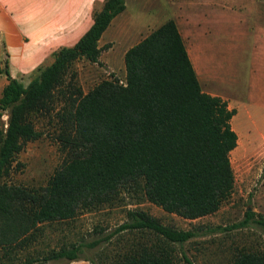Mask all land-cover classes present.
Wrapping results in <instances>:
<instances>
[{
    "label": "trees",
    "instance_id": "16d2710c",
    "mask_svg": "<svg viewBox=\"0 0 264 264\" xmlns=\"http://www.w3.org/2000/svg\"><path fill=\"white\" fill-rule=\"evenodd\" d=\"M125 10L126 0H106L91 29L28 86L12 78L8 63L0 67L8 81L0 99V264H97L82 257L84 248L122 232L140 233L146 241L125 245L111 257L105 253L108 264H177L174 246L195 239L196 232L165 225L142 210L129 211L127 223L93 243L43 255L30 248L44 226L112 204L126 187L140 188L151 204L189 220L217 213L233 193L236 110L202 91L175 21L127 51L125 83L113 75L87 93L77 85L74 65L100 64L111 45L99 42ZM59 102L64 107L56 116L68 158L45 187L11 184L12 173L22 167L17 156L42 137L37 121L50 117ZM253 216L247 213L239 228ZM233 264H264V251L241 252Z\"/></svg>",
    "mask_w": 264,
    "mask_h": 264
},
{
    "label": "rangeland",
    "instance_id": "374dc122",
    "mask_svg": "<svg viewBox=\"0 0 264 264\" xmlns=\"http://www.w3.org/2000/svg\"><path fill=\"white\" fill-rule=\"evenodd\" d=\"M172 1L159 0L166 5L165 10L173 12L175 21H183L180 26L187 46L193 48L198 59L205 88L224 97L230 109L236 110L232 127L235 125L241 131V137L237 134L238 145L230 154L235 178L231 197L217 213L189 220L151 204L140 188L126 187L112 204L84 209L73 220L44 226L43 233L30 248L36 255L73 243L89 244L103 239L127 223V213L132 210L145 211L176 229L196 232L195 239L174 246L177 264H233L241 252L264 251V226L257 224L264 222V136H261L264 133V0ZM157 5L154 2L153 6ZM169 17H162L159 22L171 20ZM121 45L120 42L116 51L105 57L116 68ZM4 53L5 66L6 48ZM103 62L92 64L82 60L74 65L77 85L84 93L113 75L125 83L124 72L119 69L112 72ZM63 107L59 102L50 117L37 121L42 137L28 143L17 156L22 167L12 173L11 184L45 187L68 158L69 149L60 139L62 127L56 116ZM3 120L7 121V116ZM247 213H253L254 218L246 227L239 228ZM141 236L122 232L96 248L85 247L82 257L108 264L103 258L105 253L114 256L121 247L141 240ZM48 264L90 263L62 260Z\"/></svg>",
    "mask_w": 264,
    "mask_h": 264
},
{
    "label": "crops",
    "instance_id": "0c3cea01",
    "mask_svg": "<svg viewBox=\"0 0 264 264\" xmlns=\"http://www.w3.org/2000/svg\"><path fill=\"white\" fill-rule=\"evenodd\" d=\"M156 1L158 5L153 6ZM105 2L106 0H0V67L4 68L6 48L12 78L28 86L54 63L61 50L74 47L80 41L93 26L95 15L102 11ZM165 6L159 0H126V10L112 21L99 42L100 47L111 45L102 53L100 61H104L112 72L116 69L124 72L126 80L127 51L170 21L159 22L162 17L171 15L169 18L175 21L173 12L168 8L165 10ZM190 18L192 17L189 16ZM175 22L202 91L223 99L224 97L205 88L198 59L193 48L187 46V39L180 26L183 21ZM120 42L122 45L116 68L106 62L105 57L114 53ZM5 79V76L0 75V99L8 83ZM26 80H29L28 84H25Z\"/></svg>",
    "mask_w": 264,
    "mask_h": 264
},
{
    "label": "bare ground",
    "instance_id": "6f19581e",
    "mask_svg": "<svg viewBox=\"0 0 264 264\" xmlns=\"http://www.w3.org/2000/svg\"><path fill=\"white\" fill-rule=\"evenodd\" d=\"M238 124V123H237ZM245 129V128H244ZM243 129V130H244ZM248 129V128H247ZM234 130L236 131V133L239 135V137H241L240 136V134H241V131L234 125ZM254 131V130H253ZM250 132V131H249ZM243 133V132H242ZM247 134H249V133H247ZM251 134V133H250ZM261 136H264V133L263 134H261ZM258 137V136H257ZM260 150V149H259Z\"/></svg>",
    "mask_w": 264,
    "mask_h": 264
}]
</instances>
